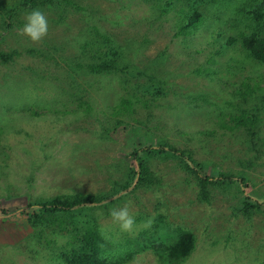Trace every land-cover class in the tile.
I'll use <instances>...</instances> for the list:
<instances>
[{"label": "rangeland", "instance_id": "1", "mask_svg": "<svg viewBox=\"0 0 264 264\" xmlns=\"http://www.w3.org/2000/svg\"><path fill=\"white\" fill-rule=\"evenodd\" d=\"M73 1L82 9H40L48 30L31 42L19 32L30 10L0 0V52L18 53L0 64V264H64L88 228L109 264H168L152 244L180 231L195 246L179 264H264V206L241 212L243 193L264 202V64L240 47L253 34L264 40V17L253 14L264 15V0H170L164 15L155 7L167 0ZM191 10L200 26L178 33L176 13ZM96 32L112 40L117 72L86 70L93 59L81 48L101 44ZM122 98L130 109L119 110ZM240 114L258 118L254 138L233 129ZM159 143L189 153L199 177L243 179V189L209 185L203 194L194 172L159 156L147 162L154 183L133 188V149ZM73 194L109 200L51 224H35V209L21 214ZM123 206L136 221L129 232L108 214Z\"/></svg>", "mask_w": 264, "mask_h": 264}, {"label": "trees", "instance_id": "2", "mask_svg": "<svg viewBox=\"0 0 264 264\" xmlns=\"http://www.w3.org/2000/svg\"><path fill=\"white\" fill-rule=\"evenodd\" d=\"M155 1V0H154ZM160 1V0H156ZM56 4L70 5L75 9H82L73 0H20L18 9L32 10L35 8L42 9ZM156 4H158L156 2ZM156 9H160V13L167 14L168 9L171 8L170 0L164 3V5H156ZM12 16L16 13L14 10L10 11ZM178 20L176 25L178 26V33L180 34H192L200 26L203 16L197 11H180L176 13ZM255 21H262L264 15L261 10L253 12ZM96 35L100 36L103 40L98 47L93 45H84L81 48L82 53L88 55L93 61L89 63L86 70L92 74H103L117 72L118 67L113 57L118 53L114 48L111 47L113 44L112 40L104 34ZM100 42V41H99ZM104 45H107L109 49L106 53ZM241 49L249 55L254 61L264 64V40L259 39L255 34L243 37L240 43ZM18 55L16 52L5 54L0 52V64L7 65L14 60ZM161 62V60H160ZM145 74V73H144ZM150 85L161 86L162 81L156 80L150 77ZM146 102V101H144ZM132 106V103L128 99H121L119 103V110H128ZM234 130H245L246 134L254 138L257 134L258 118L256 115H244L240 114L231 118ZM231 130V129H230ZM141 149H133L131 156L136 162V180L133 188L141 186H150L154 183L155 177L147 165L149 159L153 157H171L177 159L183 167L194 172L199 180L200 188L204 194L209 185H236L241 190L243 189V179L230 177L228 175L220 174L217 178L199 177L197 173V166L192 160L189 153L178 150L167 143H159L154 145H148L146 147L140 146ZM129 189L127 186H123L121 190ZM106 197H95L91 195L73 194L66 196H55L44 201H37L28 203V205L22 209L21 214L28 217L29 211L35 209L37 213L33 215L35 224H51L52 217L56 218L59 214H70L82 210L84 208H91L98 206L106 201ZM264 206L263 201H257L249 197L248 194L243 193L242 209L241 212H245L247 215L251 211H260ZM30 218V216L28 217ZM58 221V219H55ZM50 221V222H48ZM76 239V247L71 249L69 252L64 253L61 257L64 264H109L101 254L100 236L99 233L92 228L85 230L83 234H79ZM194 238L191 233L186 231H180L177 238L169 243H153L152 249L158 253L159 258L168 264H179L183 262L194 249Z\"/></svg>", "mask_w": 264, "mask_h": 264}, {"label": "clouds", "instance_id": "3", "mask_svg": "<svg viewBox=\"0 0 264 264\" xmlns=\"http://www.w3.org/2000/svg\"><path fill=\"white\" fill-rule=\"evenodd\" d=\"M47 30L48 22L45 14L38 8L32 9L25 14L24 22L19 28V32L31 42L41 41ZM108 214L113 224L118 225L123 232L132 230L136 223L127 206L112 208ZM152 223L153 219L148 217L143 221L142 226L144 229H149Z\"/></svg>", "mask_w": 264, "mask_h": 264}]
</instances>
